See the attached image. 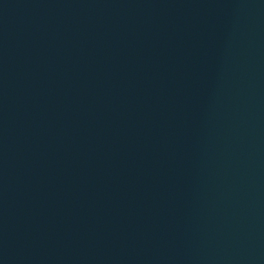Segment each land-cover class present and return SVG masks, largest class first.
I'll return each mask as SVG.
<instances>
[{"label": "water", "instance_id": "95a60500", "mask_svg": "<svg viewBox=\"0 0 264 264\" xmlns=\"http://www.w3.org/2000/svg\"><path fill=\"white\" fill-rule=\"evenodd\" d=\"M0 264H264V0H0Z\"/></svg>", "mask_w": 264, "mask_h": 264}]
</instances>
